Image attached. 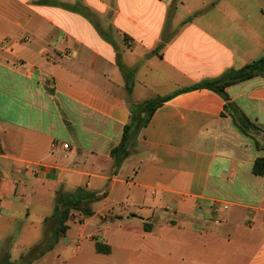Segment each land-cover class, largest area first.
Wrapping results in <instances>:
<instances>
[{"label":"crops","instance_id":"obj_1","mask_svg":"<svg viewBox=\"0 0 264 264\" xmlns=\"http://www.w3.org/2000/svg\"><path fill=\"white\" fill-rule=\"evenodd\" d=\"M173 1L0 0L5 262L46 236L59 193L82 188L104 197L65 238L71 224L95 216L110 228L90 236L95 250L71 264H103L101 255L264 264V177L253 173L264 158V77L225 89L257 128L251 135L215 91L181 92L264 57V0H207L202 13L200 5L181 13L184 0L170 11ZM164 98L132 145L139 150L116 164L111 152L133 108ZM143 154L146 165L125 175L127 159Z\"/></svg>","mask_w":264,"mask_h":264},{"label":"trees","instance_id":"obj_2","mask_svg":"<svg viewBox=\"0 0 264 264\" xmlns=\"http://www.w3.org/2000/svg\"><path fill=\"white\" fill-rule=\"evenodd\" d=\"M121 66V65H120ZM121 70L127 76L128 72L121 66ZM264 77V57H261L239 70H229L219 78L204 81L192 88L181 90L189 91L196 88H207L215 91L225 100V110L231 112L235 126L245 135H251V131L257 129L250 120L243 115L231 102L225 89L236 83H240L254 77ZM168 98L147 101L133 108L131 121L124 127L122 141L115 147L111 155L116 164L122 163L129 155L128 148L134 145L141 131L148 125L154 111L162 105ZM253 173L264 177V158L257 159L254 164ZM104 194H99L85 189H78L74 193H59L52 218L55 221L54 230L45 236L43 242L33 248L27 256H23V261L37 258L53 250L55 246L65 238L69 230V220L74 212L83 218L94 215L92 205L100 201ZM145 230L149 231V226L145 225ZM97 251L103 254L110 253V247L101 242L96 243Z\"/></svg>","mask_w":264,"mask_h":264},{"label":"rangeland","instance_id":"obj_3","mask_svg":"<svg viewBox=\"0 0 264 264\" xmlns=\"http://www.w3.org/2000/svg\"><path fill=\"white\" fill-rule=\"evenodd\" d=\"M185 5L181 6V13H184L187 9L191 7H197V6H204L207 2V0H184ZM172 5L174 8H170V11H175V8L178 7L179 1L174 0ZM207 9V7H203L199 10L198 13H202ZM135 147V148H133ZM133 148V149H132ZM138 146H132L129 147L128 150L130 151L132 149L131 153L137 152L139 149ZM129 159H127V163L125 167L126 169L123 171L125 175L132 176L135 173L136 168H140L144 165H146L147 160L149 156L147 154L143 155H131ZM98 210V208H97ZM75 218H78L79 220H82V216H80L77 212H74L73 216L70 218L68 223H72L75 221ZM72 229L70 233L68 234V239L63 238L61 241L55 246V248L44 255L38 256L37 258H31L28 261L19 260L16 264H59L63 261L67 260L69 264L72 262H76L77 260V253L78 252H88L90 250H95L94 244L89 241V237L92 235H100V230H104L107 233V230L110 228L109 225H106L105 222H102L101 219L98 216H95L94 218L89 219L85 222V224H79L76 225L73 223L71 224ZM55 227V221L52 217L49 218V221L46 226V235H48L51 231L54 230ZM108 228V229H107ZM16 231V229H15ZM17 237L13 236L11 237V241L16 240ZM45 239L44 235L40 242L35 244L33 247L41 244L43 240ZM106 243V242H104ZM80 244V246H79ZM0 245L3 247H7L10 245L9 242H3L0 241ZM21 247L25 245V243L19 244ZM31 247V248H33ZM31 248L26 252L27 256L29 252L31 251ZM119 250H116V253H118ZM103 258V264H113V262H117L119 264H126V259L124 256H119L118 259H110L109 256L101 255ZM0 264H10L2 260L0 257Z\"/></svg>","mask_w":264,"mask_h":264},{"label":"built area","instance_id":"obj_4","mask_svg":"<svg viewBox=\"0 0 264 264\" xmlns=\"http://www.w3.org/2000/svg\"><path fill=\"white\" fill-rule=\"evenodd\" d=\"M63 148H64V149H69V145H68V144H64V145H63Z\"/></svg>","mask_w":264,"mask_h":264}]
</instances>
